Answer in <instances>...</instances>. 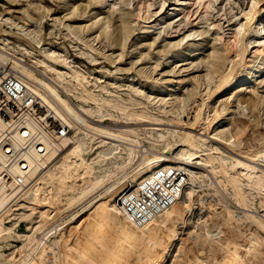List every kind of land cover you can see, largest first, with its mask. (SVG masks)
Wrapping results in <instances>:
<instances>
[{
  "label": "bare ground",
  "instance_id": "1",
  "mask_svg": "<svg viewBox=\"0 0 264 264\" xmlns=\"http://www.w3.org/2000/svg\"><path fill=\"white\" fill-rule=\"evenodd\" d=\"M250 2L248 9L236 16L234 31L227 40L218 43L221 38L207 37V27L198 33L204 35L198 42H189L180 53L168 58L179 57L184 61L197 47H202L199 49L202 51L208 46L200 63L205 67L203 81L206 85L213 83V89L210 87L207 97L191 106L193 117L183 119V130L174 117L164 121L152 114L147 120L156 123H147L152 126L143 128V133L138 123L114 128L92 120L89 116L100 120L108 110L98 104L88 107L85 102L89 97L122 113L125 108L118 102L93 94L87 77L88 74L95 77L91 69L56 53L45 46L48 43L35 40L37 47L30 50L21 44L13 45L6 37L0 38V60L20 72L18 75L27 85L30 84L28 81L34 83L31 84L37 87L34 88L36 93L45 100L42 102H48L61 118L71 120L75 125L71 127L76 130L68 143L69 132L66 133L65 126L50 131L40 124L41 130L36 124L39 120L34 122L26 115L22 116L23 125L18 123L16 129V121L12 123L9 119L12 124L8 121L14 128L9 129L12 130L11 136L10 132L7 133L10 141H4L6 145L0 148V158L3 159L0 160V239L14 234L22 241L18 249L20 256L12 264H264V216L249 207L243 189L246 185L264 195V171L258 173L254 163L253 166L235 158L226 149L212 143L219 139L225 147L252 162L264 158V133L251 128L257 119L255 109L260 103V96L254 88L259 80H264V5L257 6L259 0ZM10 3V0H2L0 6L4 10L11 6ZM105 3L106 0H99L98 3L88 1L86 5H72V13L84 16L88 10ZM112 5L119 9L118 18L126 39L125 26L129 22L125 2L112 0ZM186 5L189 8L196 5L197 11L202 7L207 13L203 0H188ZM16 12L26 14L22 9ZM4 16L5 13L0 11V33L3 24H13ZM100 21L106 22L99 17L97 22ZM84 54L88 55L87 52ZM74 79L82 84L83 90L73 83ZM169 86L154 85L150 89L156 87L160 93L169 94ZM140 87H135L136 93H141ZM39 88L42 92L37 91ZM195 91L196 87L192 86L177 96L182 114ZM73 95L83 103L70 104ZM38 116L35 118L40 119ZM142 118L143 115L132 111L126 113L129 121ZM199 130L207 135L197 136ZM226 132L228 138L224 137ZM96 139L100 144L97 154L87 160L85 153L91 150ZM142 140L151 146L140 149ZM59 148L62 151L58 154ZM137 150L141 154L135 161L137 168L128 175L126 168L131 167L139 153ZM12 154L15 159L6 160ZM97 169L99 172L95 173ZM121 171L124 172L121 181L116 179L106 184ZM176 171L187 177L181 176L178 184L170 190L164 188L163 181ZM6 176L9 179H5ZM129 180L134 190L123 194ZM25 183L30 184L26 190L23 189ZM216 183L231 188L233 194H229L234 197L237 209L227 203L211 204L207 201ZM154 184H160L167 193L165 197L170 204L164 209L149 218L144 216L137 220L126 207H118V197L125 201L131 196L136 197L147 185ZM200 191L204 193L198 194ZM22 196L24 203L33 202L40 208V213L28 223L25 232L15 233L16 221L9 226L4 221L12 214L10 211L19 206L16 198ZM63 200L67 201L63 204ZM77 204L82 206L81 211L59 227L58 216ZM61 205L65 208L62 209ZM197 216L204 219L195 224L193 219Z\"/></svg>",
  "mask_w": 264,
  "mask_h": 264
},
{
  "label": "rangeland",
  "instance_id": "2",
  "mask_svg": "<svg viewBox=\"0 0 264 264\" xmlns=\"http://www.w3.org/2000/svg\"><path fill=\"white\" fill-rule=\"evenodd\" d=\"M64 1L10 0L11 6L4 10L0 6V11L4 12V17L9 18L13 24H3L0 38L6 37L13 45L21 44L30 50H34L37 47L35 40L48 43L45 46L50 47L56 53L81 62L91 69L95 77L90 74L87 77L90 83L89 89L93 94L100 98L111 99L112 102H118L125 108L122 113L119 110L110 108L101 100L89 97L85 102L88 107H94L98 104L108 110L100 120L96 116H89L92 120L100 121L102 124H109L112 127L115 126L114 128H120L121 125L128 123H138V126L143 129L152 126L147 123H156L147 120V116L152 114L163 118L164 121L167 118L174 117L180 123V130H183V119H192V107L195 102L198 103L200 100L205 99L209 93V88L212 87L211 89H213V83L206 85V81H203L205 67L200 63L201 59L205 57L204 52L208 46L203 48L202 51L199 50L202 47H197V50L193 51L184 61H180L179 57L172 60L168 58L180 53V50L186 47L189 42H198L204 36L198 33L207 27L209 28V31L205 33L207 37L216 36L221 38L218 43L227 40L229 36H232L236 18L241 16L243 10L248 9V5H250L252 0H203L207 9L206 14L203 12L202 7L197 11L196 5L192 8H189L188 5L184 6L188 0H124V9L129 22L125 26V32L128 34L126 39H124V31L118 18L119 9L112 5V0H106L105 4L95 6L94 9L88 10L84 16L73 14L71 6L86 5L88 1L90 3H98L99 0H70L67 3ZM263 5L264 1L259 0V5L257 6L262 7ZM21 9L26 11L25 15H23L24 13L16 12ZM97 13L99 14L95 16ZM233 14H235V17L232 16ZM201 16H204V18L200 19ZM99 17L106 20V22L104 24L101 21L97 22ZM187 34L190 35L187 36ZM84 52H87L88 55L84 54ZM90 58H93V60ZM231 58L233 61L236 59L234 56ZM9 65L8 62L0 60V118H2L0 119V127L3 128L2 131L0 130V148L2 149L11 139L10 136L14 127H10L9 123L16 121L14 124L16 125L14 129H16L18 123L19 126L20 124L23 125V115H26L27 118L29 117L34 122L39 120L38 123L36 122L37 126L40 124L41 126L44 125V128L39 126L41 130L51 129L50 131H54L60 126H65L66 133L69 132L67 135L68 143H70L73 135L76 134L74 133L76 130H73L75 128L71 127V125L75 126L72 121H69L68 118H61L48 102H42L45 100H41V96L36 93L35 89L37 87L32 85L34 83L28 81L30 86L27 85V82L18 75L20 72H17ZM225 67L226 65L222 70ZM97 75L100 76V80L96 78L98 77ZM117 77L130 78L132 81H121ZM93 82H95V85L92 84ZM73 83L77 85L78 89H84L78 80L74 79ZM166 84H170L169 94H167L168 92L160 93V90L156 87L150 89L154 85L162 87ZM138 86H141V93H136L135 91V87ZM192 86H195L197 91L190 95L191 97L187 101L188 106L185 108L186 111L182 114L181 110L178 109L177 96L180 95V91L185 93ZM254 89L260 96V103L255 109L257 119L251 128L256 130V132L264 133V80L262 82L259 80ZM38 90L42 92L40 88ZM80 102L83 103L80 98L77 99L74 95L70 96V104L77 105ZM177 109L178 111H175ZM129 111L138 115L141 114L143 118L138 121H129L126 119V113ZM43 115L44 117H42ZM35 116L40 119L42 117V120L40 121ZM1 120L7 123L5 125H9L5 126L3 122L1 123ZM10 128L12 130H9ZM68 129H72L70 130L71 132ZM141 132L143 133L144 129ZM142 133L140 134L141 136ZM196 134L201 137L207 135L202 130H199ZM224 137L228 138L229 133L226 132ZM4 141L7 142L5 143ZM97 141L98 139L93 141L91 150L85 153L87 160L96 156L97 148L100 145ZM213 142L215 146L226 149L235 158L245 160L248 164L251 163L250 165L254 163L258 173L260 170L264 171L262 169L264 168V161H261L264 158L252 162V160L245 158L239 152L227 148V146L225 147V144L219 139ZM141 144L143 146L141 145L139 148L142 150H144L145 146H151L145 140H142ZM159 148L155 147V149ZM60 151L62 150L59 148L56 153H61ZM148 152V155L151 156L150 151ZM138 154L135 155L131 167L129 165L126 168L128 175H131L137 168L136 162L141 155L140 152ZM12 158L15 159V154H12L6 160H11ZM0 160L3 159L0 158ZM0 168H2V165ZM95 171V173L99 172L98 169ZM121 172L117 174L118 178L117 176L113 177L106 184L115 182L117 181L116 179L121 181L124 173L123 171ZM181 176L187 177L186 174L180 171L176 178L180 177L181 179ZM219 177L222 178L221 176ZM5 179H9V176H6ZM130 182L129 180V183L125 186V188L127 187L124 190L125 192L130 190L131 187L128 186H133ZM29 185V183L27 185L25 183L23 189L26 190ZM73 188H76V186H73ZM211 189L213 191L207 196V201H210L211 204L227 203L232 209H237L234 197L229 194L232 193L229 186L226 188L216 183L215 188ZM243 189L249 207L255 208L257 213L264 216L263 193L257 192L246 185H243ZM203 193V191L198 192V194ZM16 199V202H19V206L10 211L12 214L5 219L4 224L9 226L13 221H16L13 230L15 233H22L27 230L28 223L39 215L40 208H37L33 202L27 201L24 203L23 196ZM66 201L63 200V204ZM79 205L67 208L63 211L64 213L62 212L58 216L57 219L61 222L59 227L66 225L71 216L81 211L82 206ZM117 205L119 207L120 204L117 203ZM60 207H63L62 209L65 208L62 205ZM203 219L202 216H197L196 219H193V223L195 221V224H198ZM46 230L43 228V231ZM11 235L5 239H0V264H12L20 256L18 249L22 241L20 238L15 237L14 234ZM40 236L41 234H38V237Z\"/></svg>",
  "mask_w": 264,
  "mask_h": 264
},
{
  "label": "built area",
  "instance_id": "3",
  "mask_svg": "<svg viewBox=\"0 0 264 264\" xmlns=\"http://www.w3.org/2000/svg\"><path fill=\"white\" fill-rule=\"evenodd\" d=\"M180 174V171H176L175 175H171L169 178L172 177V180L169 178L164 180V188L170 190L175 185L178 184L180 177L177 179L176 176ZM169 179V180H168ZM177 180V181H176ZM148 187L144 190H140L137 193L136 197L131 196V198H127V200L123 201L121 196L116 199V203L120 204L119 207L122 208L123 206L127 208L129 212L132 213L133 217L137 220H140L144 216L149 218L151 214H156L158 211L167 207L169 203V199L166 196L165 192L163 191L160 184L147 185ZM129 191H123L124 193H130L133 191L132 186ZM127 188V187H126ZM125 188V189H126ZM124 189V190H125ZM137 201V204L135 203ZM140 208V209H139ZM147 209V213H145L144 209Z\"/></svg>",
  "mask_w": 264,
  "mask_h": 264
},
{
  "label": "water",
  "instance_id": "4",
  "mask_svg": "<svg viewBox=\"0 0 264 264\" xmlns=\"http://www.w3.org/2000/svg\"><path fill=\"white\" fill-rule=\"evenodd\" d=\"M0 1H2V0H0Z\"/></svg>",
  "mask_w": 264,
  "mask_h": 264
}]
</instances>
